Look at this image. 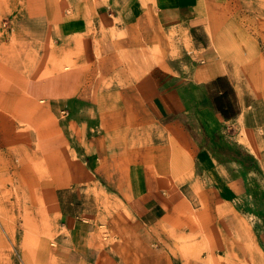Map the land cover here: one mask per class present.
I'll return each mask as SVG.
<instances>
[{"label":"rangeland","instance_id":"rangeland-1","mask_svg":"<svg viewBox=\"0 0 264 264\" xmlns=\"http://www.w3.org/2000/svg\"><path fill=\"white\" fill-rule=\"evenodd\" d=\"M209 3L203 35L240 114L203 169L196 126L156 122L135 96L183 54L126 22L127 0H0V264H264V0ZM151 190L165 213L144 224L129 200Z\"/></svg>","mask_w":264,"mask_h":264},{"label":"crops","instance_id":"crops-1","mask_svg":"<svg viewBox=\"0 0 264 264\" xmlns=\"http://www.w3.org/2000/svg\"><path fill=\"white\" fill-rule=\"evenodd\" d=\"M209 1L152 0V20L141 22L139 1L127 0L131 15L124 19L139 29L147 26L143 32L146 38L154 36L152 42L157 41L155 35L159 32L173 39V45L177 44L176 48L182 51L183 58L179 60L167 62L165 59L163 62L167 65L150 66L148 72L134 80L132 88L152 120L168 126L187 127L188 133L191 132L188 125L196 126L201 141L192 139L193 152L197 166L203 169L216 162L204 144L215 141L224 127H231L240 114L234 80L215 58L213 47L203 35L211 25ZM65 25L68 34L82 30L81 21L77 19ZM132 49L138 52L139 48ZM161 199L158 190L142 192L129 200V207L142 223L152 224L165 213L164 208L160 209ZM258 250L264 259V243L258 245Z\"/></svg>","mask_w":264,"mask_h":264},{"label":"trees","instance_id":"trees-1","mask_svg":"<svg viewBox=\"0 0 264 264\" xmlns=\"http://www.w3.org/2000/svg\"><path fill=\"white\" fill-rule=\"evenodd\" d=\"M225 153H228L230 154V156L235 159L236 161H239V162H242L245 166L249 167L251 166L253 163H254V157L249 154V153H246L245 155H247V160H243L241 159V157L233 150H226L224 151Z\"/></svg>","mask_w":264,"mask_h":264},{"label":"bare ground","instance_id":"bare-ground-1","mask_svg":"<svg viewBox=\"0 0 264 264\" xmlns=\"http://www.w3.org/2000/svg\"><path fill=\"white\" fill-rule=\"evenodd\" d=\"M38 204V203H37ZM35 207H36V205H35ZM27 212H31V211H33L31 208H30V210L28 211V210H26ZM101 245V244H100Z\"/></svg>","mask_w":264,"mask_h":264}]
</instances>
